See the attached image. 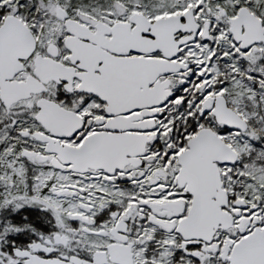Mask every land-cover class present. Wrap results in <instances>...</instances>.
I'll return each instance as SVG.
<instances>
[{"label": "snow or ice", "instance_id": "snow-or-ice-1", "mask_svg": "<svg viewBox=\"0 0 264 264\" xmlns=\"http://www.w3.org/2000/svg\"><path fill=\"white\" fill-rule=\"evenodd\" d=\"M0 264H264V0H0Z\"/></svg>", "mask_w": 264, "mask_h": 264}]
</instances>
